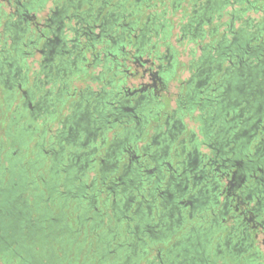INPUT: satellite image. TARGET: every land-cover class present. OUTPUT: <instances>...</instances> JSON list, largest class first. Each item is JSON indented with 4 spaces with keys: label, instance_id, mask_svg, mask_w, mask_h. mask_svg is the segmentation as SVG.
<instances>
[{
    "label": "flooded vegetation",
    "instance_id": "1",
    "mask_svg": "<svg viewBox=\"0 0 264 264\" xmlns=\"http://www.w3.org/2000/svg\"><path fill=\"white\" fill-rule=\"evenodd\" d=\"M171 5L0 0L7 261L264 264V0Z\"/></svg>",
    "mask_w": 264,
    "mask_h": 264
},
{
    "label": "rangeland",
    "instance_id": "2",
    "mask_svg": "<svg viewBox=\"0 0 264 264\" xmlns=\"http://www.w3.org/2000/svg\"><path fill=\"white\" fill-rule=\"evenodd\" d=\"M155 2V7L154 9L159 11L160 9H162V6H164L165 8H167V10H170L172 9L171 7V0H164V2L162 3L160 0H153ZM161 3L163 5H161ZM241 4L239 3H235V7H239ZM186 8H187V11H191L190 9V6H189V3L187 1V3H185L184 5ZM229 9H231V7H229ZM253 16V17H259V12H255V11H246L245 13V16ZM171 16V19L173 20V22H175L176 26H175V32L177 33L178 30H179V14H177L176 16L174 14H170ZM228 19V16L225 15L223 17V21H226ZM240 23V21H236L235 24L238 25ZM37 151V150H36ZM75 212L73 213V217H75ZM82 241V236L79 235V238L76 239V241L74 242L73 246L71 247V250H70V253H69V257L70 259H72V263L73 264H87V255L85 254V250H82L80 254L78 255H75V252H76V249H77V242H81ZM3 255V251L2 249L0 248V264H17L18 262L16 260H11V261H7L6 258L4 259L2 257ZM95 261H97V258L93 259L92 262L94 263Z\"/></svg>",
    "mask_w": 264,
    "mask_h": 264
},
{
    "label": "crops",
    "instance_id": "3",
    "mask_svg": "<svg viewBox=\"0 0 264 264\" xmlns=\"http://www.w3.org/2000/svg\"><path fill=\"white\" fill-rule=\"evenodd\" d=\"M172 1H173V0H171V3H170V4H172ZM161 5H163V4L161 3ZM171 7H172V5H171ZM163 8H164V6H162V9H163ZM162 9H160L159 11H157V10H156V11H157L158 13H160ZM172 10H173V8L171 9V11L168 10L169 12H168V14H167V17H168L169 19H171L170 14L172 13ZM174 30H175V29H174ZM178 33H179V32L176 33V32L174 31V37H177V36H178Z\"/></svg>",
    "mask_w": 264,
    "mask_h": 264
}]
</instances>
